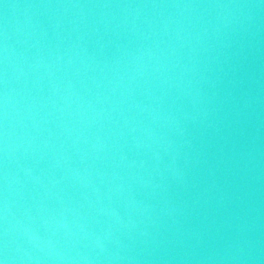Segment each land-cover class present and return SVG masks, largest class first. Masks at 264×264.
Segmentation results:
<instances>
[{
  "label": "water",
  "instance_id": "1",
  "mask_svg": "<svg viewBox=\"0 0 264 264\" xmlns=\"http://www.w3.org/2000/svg\"><path fill=\"white\" fill-rule=\"evenodd\" d=\"M0 264H264V0H0Z\"/></svg>",
  "mask_w": 264,
  "mask_h": 264
}]
</instances>
